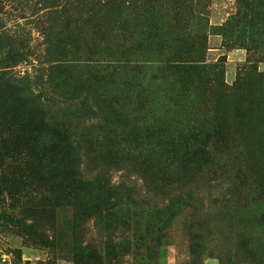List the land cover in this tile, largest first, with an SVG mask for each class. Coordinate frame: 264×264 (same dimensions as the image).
<instances>
[{
    "label": "rangeland",
    "instance_id": "obj_1",
    "mask_svg": "<svg viewBox=\"0 0 264 264\" xmlns=\"http://www.w3.org/2000/svg\"><path fill=\"white\" fill-rule=\"evenodd\" d=\"M0 78V264H264V0H0Z\"/></svg>",
    "mask_w": 264,
    "mask_h": 264
},
{
    "label": "trees",
    "instance_id": "obj_2",
    "mask_svg": "<svg viewBox=\"0 0 264 264\" xmlns=\"http://www.w3.org/2000/svg\"><path fill=\"white\" fill-rule=\"evenodd\" d=\"M185 37H187L189 41L195 40V37H192L191 34L185 35ZM161 39L164 40V42H167L169 39L178 40L180 42L179 45L182 46L187 53L186 54L187 56H185V59L183 61L186 63H191L188 65H195L192 68H196V66L202 68L203 70H209V69L211 70V68H213L205 64L197 63L198 61H195L192 58V55L194 54V52L196 53L197 50L196 49L193 50V53L190 51L192 50V48H196L195 46L198 47L197 49H201L202 43L197 42L196 44V42H187L186 38H184L183 40L182 35H178V34L174 35L170 31L162 35ZM197 52L199 53V50ZM9 58L12 63L14 61V54L10 55ZM212 81L213 80H209L208 82L209 87H211ZM215 81H216L215 84L219 83L218 79L216 78ZM257 82L259 83L258 85L259 88L263 87L264 85L263 80L261 81L257 80ZM65 86H68L66 82L64 83L63 88ZM16 87L19 88L12 79L10 80V79L0 78V123H3L2 121L15 123L14 127H17V130L19 128H21L22 130L33 128V132L31 131V134L35 135L36 131H38V127L43 129L44 125L46 124L45 123L46 116L43 108L41 107L42 105L40 106L39 95H33L30 90H25L24 88L16 89ZM258 103H261V101L256 102L255 104L257 105ZM18 139L19 137L15 138L16 143L14 144V146H16V148L23 146V144H20V142H18L19 141ZM70 146L73 149V151L76 150L77 148V145L73 146L72 144H70ZM78 154H79L78 151H76V158L80 159ZM87 184L89 186L88 189L91 192L92 186L94 184L91 182ZM163 252L164 250H162V253Z\"/></svg>",
    "mask_w": 264,
    "mask_h": 264
}]
</instances>
